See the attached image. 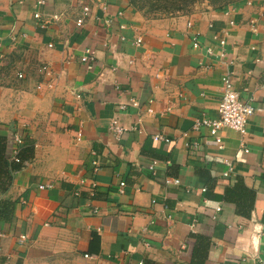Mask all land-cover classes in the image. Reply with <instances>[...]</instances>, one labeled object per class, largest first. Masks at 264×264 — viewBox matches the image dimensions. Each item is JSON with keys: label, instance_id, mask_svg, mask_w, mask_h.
<instances>
[{"label": "crops", "instance_id": "0c3cea01", "mask_svg": "<svg viewBox=\"0 0 264 264\" xmlns=\"http://www.w3.org/2000/svg\"><path fill=\"white\" fill-rule=\"evenodd\" d=\"M227 72L254 113L218 148L193 125L217 116ZM0 135L19 166L0 264H264V0L152 25L127 0H0Z\"/></svg>", "mask_w": 264, "mask_h": 264}, {"label": "built area", "instance_id": "2783aa9c", "mask_svg": "<svg viewBox=\"0 0 264 264\" xmlns=\"http://www.w3.org/2000/svg\"><path fill=\"white\" fill-rule=\"evenodd\" d=\"M42 3V2H39ZM88 7H84L82 12L86 13L88 12ZM34 17L36 19H39L40 15L35 14ZM53 20H57L58 16H53ZM83 23V20L80 18L76 21V25L80 27ZM188 27H191V23H188ZM140 40L137 39V43H139ZM220 44H224V42H220ZM192 47L198 48L199 44L195 38V36L192 39ZM92 51L86 50L83 53V56L81 57V62L86 65L88 69H92ZM44 71L47 73V69L43 68ZM48 74V73H47ZM156 78H161L159 74L155 75ZM221 85H222V93H221V99L218 104L217 108V116L213 119H198L195 120L193 129L197 130L200 127H205L208 129L209 135L212 137L215 144L218 146V148H221V138H220V131L222 129L228 128L231 130H234L238 132L239 134L243 135L245 133L246 125L248 122V119L253 115L254 108L251 105L250 102L243 100L238 92L233 88V84L230 78V74L227 72L225 73L221 78ZM150 112V110H148ZM113 134L116 136H119L123 133L124 129L120 127L116 122H112L110 126ZM153 140L168 142L167 138L162 137L159 134H156L153 136ZM13 148H12V156L13 161L18 163L20 162V159L18 158V149L19 146L22 144V138L20 136L14 135L12 139ZM245 152H248V150H244ZM152 166L150 169L152 170ZM123 185V184H121ZM50 186H40V189H46ZM19 241L23 242L25 241V236H20ZM83 260L91 259V257L88 254L83 255ZM262 264V263H260Z\"/></svg>", "mask_w": 264, "mask_h": 264}, {"label": "rangeland", "instance_id": "374dc122", "mask_svg": "<svg viewBox=\"0 0 264 264\" xmlns=\"http://www.w3.org/2000/svg\"><path fill=\"white\" fill-rule=\"evenodd\" d=\"M132 8L138 13L142 22L152 25L167 19L192 14L196 7L205 3L210 8H223L243 3L247 0H201L182 8L186 0H128ZM183 9V10H182ZM72 259L69 253H52L48 257H43L38 264H68ZM60 262V263H59Z\"/></svg>", "mask_w": 264, "mask_h": 264}, {"label": "trees", "instance_id": "16d2710c", "mask_svg": "<svg viewBox=\"0 0 264 264\" xmlns=\"http://www.w3.org/2000/svg\"><path fill=\"white\" fill-rule=\"evenodd\" d=\"M201 0H186V4L182 7L185 8L193 3ZM128 4L131 6V3L127 0ZM183 10V9H182ZM9 137L0 135V193L7 190L9 184L11 183V174L12 171H16L19 166L17 164H12L7 161L6 156L8 152ZM33 154V142L28 139H22V144L18 149V158L20 161L29 160ZM236 192H229L228 197L230 200L236 201L239 196ZM237 204L236 202H233ZM8 219V216H5Z\"/></svg>", "mask_w": 264, "mask_h": 264}]
</instances>
